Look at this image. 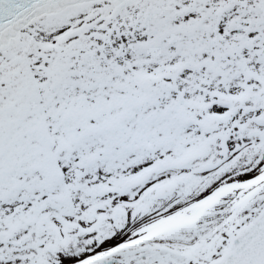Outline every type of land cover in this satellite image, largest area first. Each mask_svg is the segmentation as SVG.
I'll return each instance as SVG.
<instances>
[{
  "label": "snow or ice",
  "instance_id": "6c2138e0",
  "mask_svg": "<svg viewBox=\"0 0 264 264\" xmlns=\"http://www.w3.org/2000/svg\"><path fill=\"white\" fill-rule=\"evenodd\" d=\"M0 264H264V0H0Z\"/></svg>",
  "mask_w": 264,
  "mask_h": 264
}]
</instances>
